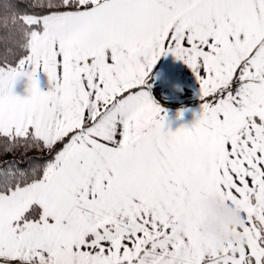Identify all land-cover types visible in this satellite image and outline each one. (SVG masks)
<instances>
[{
    "label": "snow or ice",
    "instance_id": "snow-or-ice-1",
    "mask_svg": "<svg viewBox=\"0 0 264 264\" xmlns=\"http://www.w3.org/2000/svg\"><path fill=\"white\" fill-rule=\"evenodd\" d=\"M0 7L22 50L0 63V154L48 153L0 166V264H264V0ZM169 53L201 99L175 132L148 91ZM213 197L240 212L238 243L198 231Z\"/></svg>",
    "mask_w": 264,
    "mask_h": 264
},
{
    "label": "crops",
    "instance_id": "crops-1",
    "mask_svg": "<svg viewBox=\"0 0 264 264\" xmlns=\"http://www.w3.org/2000/svg\"><path fill=\"white\" fill-rule=\"evenodd\" d=\"M37 78L41 90L48 91L51 84L46 73L39 71ZM148 83L150 95L155 98V102L166 116L167 129L175 132L182 126L190 127L195 123L201 111V104L195 105L201 100L199 82L186 63L170 53L162 55L151 69ZM13 91L21 97L27 96L29 93L26 78H21Z\"/></svg>",
    "mask_w": 264,
    "mask_h": 264
},
{
    "label": "clouds",
    "instance_id": "clouds-1",
    "mask_svg": "<svg viewBox=\"0 0 264 264\" xmlns=\"http://www.w3.org/2000/svg\"><path fill=\"white\" fill-rule=\"evenodd\" d=\"M206 219L199 225L198 231L210 239L217 248L238 243L235 230L241 224V214L234 207L213 197L200 205Z\"/></svg>",
    "mask_w": 264,
    "mask_h": 264
},
{
    "label": "trees",
    "instance_id": "trees-1",
    "mask_svg": "<svg viewBox=\"0 0 264 264\" xmlns=\"http://www.w3.org/2000/svg\"><path fill=\"white\" fill-rule=\"evenodd\" d=\"M8 2L16 4L20 9H26L28 3L31 2V0H0V6ZM3 14V9L0 7V15ZM19 41V33L13 27L11 22H9L7 28H5L3 25H0V63L10 62L15 64L18 59L22 57V50L19 47ZM152 98L155 100L154 97ZM199 103H201V100ZM29 157H35L39 162L42 163L48 158V153H41L39 150L31 148L26 152L17 150L15 154L3 153L0 154V166H3L7 161H15L16 167L20 169H29Z\"/></svg>",
    "mask_w": 264,
    "mask_h": 264
},
{
    "label": "rangeland",
    "instance_id": "rangeland-1",
    "mask_svg": "<svg viewBox=\"0 0 264 264\" xmlns=\"http://www.w3.org/2000/svg\"><path fill=\"white\" fill-rule=\"evenodd\" d=\"M200 101H198L195 105H199V104H201V103H199ZM163 107L165 108L166 106L165 105H163ZM173 109H174V107H172ZM184 108V107H183ZM165 109H167V108H165ZM177 109H179V108H177Z\"/></svg>",
    "mask_w": 264,
    "mask_h": 264
}]
</instances>
